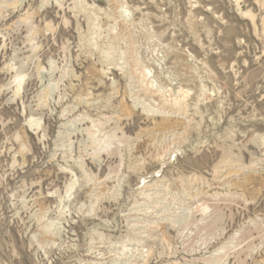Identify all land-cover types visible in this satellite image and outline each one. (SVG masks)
<instances>
[{
	"label": "rangeland",
	"instance_id": "1",
	"mask_svg": "<svg viewBox=\"0 0 264 264\" xmlns=\"http://www.w3.org/2000/svg\"><path fill=\"white\" fill-rule=\"evenodd\" d=\"M0 264H264V0H0Z\"/></svg>",
	"mask_w": 264,
	"mask_h": 264
},
{
	"label": "bare ground",
	"instance_id": "2",
	"mask_svg": "<svg viewBox=\"0 0 264 264\" xmlns=\"http://www.w3.org/2000/svg\"><path fill=\"white\" fill-rule=\"evenodd\" d=\"M173 78H174V80H176L178 82L176 85L179 86V87H181V86H184V87H193V86H195V85H191V83H193V82L191 80H189L190 77L189 78L188 77H183V78H180V80H178V78L175 77V76ZM22 79H23V75L17 76L14 79L15 83H17L16 85H18L19 88L21 86V82L23 81ZM18 86H16V87H18ZM69 187L71 188V186H69Z\"/></svg>",
	"mask_w": 264,
	"mask_h": 264
}]
</instances>
